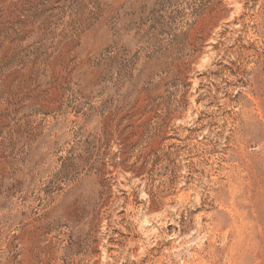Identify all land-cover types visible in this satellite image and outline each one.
<instances>
[{
    "label": "rangeland",
    "instance_id": "rangeland-1",
    "mask_svg": "<svg viewBox=\"0 0 264 264\" xmlns=\"http://www.w3.org/2000/svg\"><path fill=\"white\" fill-rule=\"evenodd\" d=\"M0 264H264V0H0Z\"/></svg>",
    "mask_w": 264,
    "mask_h": 264
}]
</instances>
